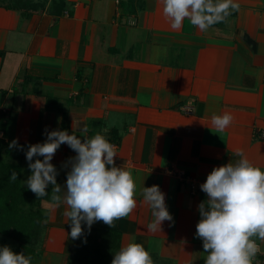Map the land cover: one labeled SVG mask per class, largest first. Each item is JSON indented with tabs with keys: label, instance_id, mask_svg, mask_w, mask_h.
Returning <instances> with one entry per match:
<instances>
[{
	"label": "crops",
	"instance_id": "crops-1",
	"mask_svg": "<svg viewBox=\"0 0 264 264\" xmlns=\"http://www.w3.org/2000/svg\"><path fill=\"white\" fill-rule=\"evenodd\" d=\"M238 3V12L207 32L187 20L173 30L159 0H59L27 12L0 5V161L18 169L19 186L27 188L31 175L27 146L43 143L46 128L83 136L84 127L116 146V166L137 185L132 214L112 228L82 225L85 235L75 240L65 206L38 199L44 216L32 264H72L78 248L102 251L100 264H111L131 241L154 264H204L195 233L197 206L207 197L187 181L205 182L214 167L239 159L237 149L264 169V0ZM225 111L234 121L217 132L211 117ZM14 139L24 151L9 148ZM75 155L62 144L51 161L62 187L63 165ZM152 185L165 193L174 220L155 234L146 229L153 217L139 194ZM257 243L264 264V241Z\"/></svg>",
	"mask_w": 264,
	"mask_h": 264
},
{
	"label": "clouds",
	"instance_id": "clouds-1",
	"mask_svg": "<svg viewBox=\"0 0 264 264\" xmlns=\"http://www.w3.org/2000/svg\"><path fill=\"white\" fill-rule=\"evenodd\" d=\"M159 3L173 30L181 29L187 20L191 26L207 32L240 10L238 0H159ZM72 118L74 121L79 117L73 113ZM233 121L234 116L228 111L211 117L217 132L225 131ZM81 132L85 135L46 128L45 141L29 144L25 152L31 175L23 184L38 199L49 197L54 208L65 206L63 216L71 228L67 235L73 240L85 235L82 225L89 232L98 221L112 228L116 220L128 217L138 207L133 175L115 164L116 146L100 132L91 137L86 135L87 127ZM62 144L76 153L63 165L69 168L63 187L57 183L58 171L51 163ZM9 148L24 151V146L15 139ZM235 155L239 159L214 167L200 185L207 199L197 206L200 219L195 236L203 243L204 264H253L261 253L257 240L264 241V169L254 164L243 149H237ZM17 176L12 171L9 180L16 181ZM139 194L153 217L146 225L148 232H161L164 221L174 224L159 185L143 187ZM0 264H32V257L5 245L0 247ZM111 264H154V261L142 243L131 241L113 253Z\"/></svg>",
	"mask_w": 264,
	"mask_h": 264
},
{
	"label": "trees",
	"instance_id": "trees-1",
	"mask_svg": "<svg viewBox=\"0 0 264 264\" xmlns=\"http://www.w3.org/2000/svg\"><path fill=\"white\" fill-rule=\"evenodd\" d=\"M3 145L0 140V148ZM12 171L18 174L17 168L0 161V233L16 240L14 252H24L32 257V242L37 238L36 229L44 215L36 207L38 200L36 195L28 188L20 187L17 180H9ZM103 253L78 248L72 264H100L105 257Z\"/></svg>",
	"mask_w": 264,
	"mask_h": 264
},
{
	"label": "rangeland",
	"instance_id": "rangeland-1",
	"mask_svg": "<svg viewBox=\"0 0 264 264\" xmlns=\"http://www.w3.org/2000/svg\"><path fill=\"white\" fill-rule=\"evenodd\" d=\"M57 1L59 0H0V5H3L11 9H15L18 12L22 10L27 12L28 9L41 10V9L49 8L50 5L57 3ZM0 237L2 236L0 235ZM0 239H2V241H6V243L0 241V247L7 245L10 246L13 251L16 249V245H17L16 240L9 237L7 238L8 240L3 238Z\"/></svg>",
	"mask_w": 264,
	"mask_h": 264
},
{
	"label": "built area",
	"instance_id": "built-area-1",
	"mask_svg": "<svg viewBox=\"0 0 264 264\" xmlns=\"http://www.w3.org/2000/svg\"><path fill=\"white\" fill-rule=\"evenodd\" d=\"M259 135L261 137L264 135V127L259 130ZM187 182H188V186H189L190 190H193V189L195 190L196 188L198 189V188H200V185L202 183H204L203 181H200V180L199 181H195V182L194 181H187ZM258 255L255 258V260L253 261L254 264H258L259 263Z\"/></svg>",
	"mask_w": 264,
	"mask_h": 264
}]
</instances>
